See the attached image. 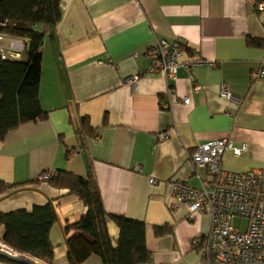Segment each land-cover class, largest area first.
<instances>
[{"label": "crops", "instance_id": "obj_1", "mask_svg": "<svg viewBox=\"0 0 264 264\" xmlns=\"http://www.w3.org/2000/svg\"><path fill=\"white\" fill-rule=\"evenodd\" d=\"M44 32L38 97L47 116L0 139V180L12 185L0 195V211L51 202L53 257L44 263L69 264L66 239L75 231L66 226L86 207L66 189L37 180L46 170L90 171L106 212L144 221L150 264H206L191 242L208 233L210 215L184 204L171 208L166 180L199 187L210 179L189 156L196 145L223 138L245 146L238 155L224 151V168L264 171V76L250 78L264 66V47L245 41L264 39V9L254 0H66L60 21ZM160 38H178L216 66L180 67L172 81L150 73L145 50ZM223 84L231 99L220 95ZM80 116L96 135L76 137ZM162 131L168 138L158 139ZM156 225L169 230L158 235ZM106 227L116 245L118 227L111 220ZM82 264L104 263L91 254Z\"/></svg>", "mask_w": 264, "mask_h": 264}, {"label": "trees", "instance_id": "obj_2", "mask_svg": "<svg viewBox=\"0 0 264 264\" xmlns=\"http://www.w3.org/2000/svg\"><path fill=\"white\" fill-rule=\"evenodd\" d=\"M61 0H0V31L27 41L24 57L0 59V139L18 125L44 119L47 111L40 106L38 89L44 28H53L62 17ZM256 1L264 0H254ZM41 25L42 28H39ZM247 45L264 47V39L245 38ZM76 137L94 136L96 130L87 117L80 116L75 127ZM46 170L43 173L48 172ZM46 182L76 195L86 207L80 218L66 226L75 231L66 239L69 264H82L91 254L104 264H150V252L145 244V223L142 220L117 216L105 211L100 191L93 174L78 176L67 170H56ZM12 189L0 180V195ZM111 220L118 227L116 245H112L107 231ZM57 215L51 202L33 205L30 209L17 208L0 211V236L8 246L51 263L53 246L49 239ZM167 226H155L158 235L167 232ZM201 239V238H200ZM0 261L17 264L0 257Z\"/></svg>", "mask_w": 264, "mask_h": 264}, {"label": "built area", "instance_id": "obj_3", "mask_svg": "<svg viewBox=\"0 0 264 264\" xmlns=\"http://www.w3.org/2000/svg\"><path fill=\"white\" fill-rule=\"evenodd\" d=\"M65 1H60L61 9ZM256 8L263 10L264 1H256ZM26 47L25 39L0 31L1 60L21 58ZM145 54L150 59L147 71L161 74L167 81L176 79L180 67L190 69L198 65L216 66V62L202 59L196 48L188 50L186 44L178 38L172 41L157 39L145 50ZM142 75L144 72L133 74L125 82L133 84ZM263 76V65L250 73L252 80ZM199 90L200 86L195 85L194 91ZM169 93H174L172 87H169ZM220 95L227 99L232 97L224 84L220 87ZM183 99L187 101V98ZM157 137L166 139L168 134L158 132ZM244 149L245 146L233 147L232 142L226 138L198 144L190 153V161L195 167L205 169L210 179L200 180L199 187L176 178L166 180L173 199L171 208L184 204L189 211L208 212L210 215L208 233L191 242L193 250L200 254L206 264H264V171H231L222 165L225 150L238 155ZM52 173L51 170L43 173L39 180L48 179ZM150 182L154 184L156 180L151 179ZM237 218L245 220V225L235 224ZM0 250L13 249L0 239Z\"/></svg>", "mask_w": 264, "mask_h": 264}, {"label": "water", "instance_id": "obj_4", "mask_svg": "<svg viewBox=\"0 0 264 264\" xmlns=\"http://www.w3.org/2000/svg\"><path fill=\"white\" fill-rule=\"evenodd\" d=\"M0 257L17 264H46L43 261L22 252L0 250Z\"/></svg>", "mask_w": 264, "mask_h": 264}, {"label": "rangeland", "instance_id": "obj_5", "mask_svg": "<svg viewBox=\"0 0 264 264\" xmlns=\"http://www.w3.org/2000/svg\"><path fill=\"white\" fill-rule=\"evenodd\" d=\"M23 56H24V54H23ZM23 56H21V58H22ZM237 219H238V218H237ZM237 219L234 220V223H235V224L237 223V222H236ZM243 225H245V221H244V224H243Z\"/></svg>", "mask_w": 264, "mask_h": 264}]
</instances>
